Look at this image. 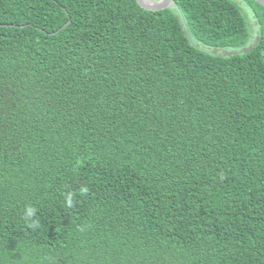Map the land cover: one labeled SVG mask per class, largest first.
I'll list each match as a JSON object with an SVG mask.
<instances>
[{
    "label": "trees",
    "instance_id": "16d2710c",
    "mask_svg": "<svg viewBox=\"0 0 264 264\" xmlns=\"http://www.w3.org/2000/svg\"><path fill=\"white\" fill-rule=\"evenodd\" d=\"M249 1L0 0V264H264Z\"/></svg>",
    "mask_w": 264,
    "mask_h": 264
},
{
    "label": "rangeland",
    "instance_id": "374dc122",
    "mask_svg": "<svg viewBox=\"0 0 264 264\" xmlns=\"http://www.w3.org/2000/svg\"><path fill=\"white\" fill-rule=\"evenodd\" d=\"M232 1H234L239 6V8L241 9V13L243 14V16L245 17V19L247 21L249 38H248V41L245 44V46L242 48H239V49H231V48H227V47L226 48H220V47L217 48V47H209V46L202 44L201 42L195 41L194 43L196 46H198V47H200L206 51H209L213 54L226 55V54H231L234 52L246 51L254 44L255 40L258 37V26H257V22H256V19L254 17V13H253V8H254L253 3L249 0H232Z\"/></svg>",
    "mask_w": 264,
    "mask_h": 264
},
{
    "label": "water",
    "instance_id": "95a60500",
    "mask_svg": "<svg viewBox=\"0 0 264 264\" xmlns=\"http://www.w3.org/2000/svg\"><path fill=\"white\" fill-rule=\"evenodd\" d=\"M264 6V0H255ZM136 2L146 10H161L174 6L173 0H136Z\"/></svg>",
    "mask_w": 264,
    "mask_h": 264
},
{
    "label": "clouds",
    "instance_id": "9594fccd",
    "mask_svg": "<svg viewBox=\"0 0 264 264\" xmlns=\"http://www.w3.org/2000/svg\"><path fill=\"white\" fill-rule=\"evenodd\" d=\"M67 203H68V205L72 204V199L70 197L67 199ZM35 212H36V209L34 207L28 206V207H26L25 215H26V217L31 218L32 216L35 215ZM32 226L34 227L35 225H32Z\"/></svg>",
    "mask_w": 264,
    "mask_h": 264
}]
</instances>
